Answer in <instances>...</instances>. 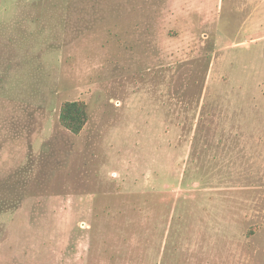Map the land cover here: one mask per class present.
<instances>
[{"label": "rangeland", "instance_id": "rangeland-1", "mask_svg": "<svg viewBox=\"0 0 264 264\" xmlns=\"http://www.w3.org/2000/svg\"><path fill=\"white\" fill-rule=\"evenodd\" d=\"M0 264H264V0H0Z\"/></svg>", "mask_w": 264, "mask_h": 264}, {"label": "trees", "instance_id": "trees-1", "mask_svg": "<svg viewBox=\"0 0 264 264\" xmlns=\"http://www.w3.org/2000/svg\"><path fill=\"white\" fill-rule=\"evenodd\" d=\"M88 118L87 105L82 100L65 101L59 111V122L72 134L83 129Z\"/></svg>", "mask_w": 264, "mask_h": 264}]
</instances>
